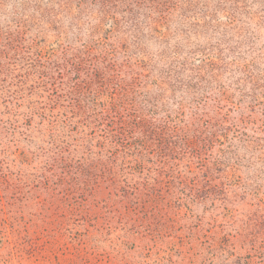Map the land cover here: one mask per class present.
Segmentation results:
<instances>
[{
    "label": "rangeland",
    "instance_id": "rangeland-1",
    "mask_svg": "<svg viewBox=\"0 0 264 264\" xmlns=\"http://www.w3.org/2000/svg\"><path fill=\"white\" fill-rule=\"evenodd\" d=\"M0 264H264V0H0Z\"/></svg>",
    "mask_w": 264,
    "mask_h": 264
}]
</instances>
